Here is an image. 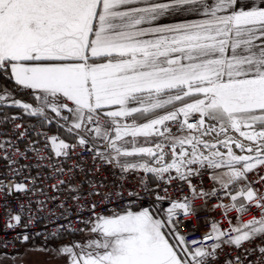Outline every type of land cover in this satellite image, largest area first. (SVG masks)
<instances>
[{
	"label": "snow or ice",
	"instance_id": "1",
	"mask_svg": "<svg viewBox=\"0 0 264 264\" xmlns=\"http://www.w3.org/2000/svg\"><path fill=\"white\" fill-rule=\"evenodd\" d=\"M0 75L30 90L35 101L16 99L5 87L0 108H20L39 118L41 128L55 121L65 137L40 131L30 139L17 123V140H29L26 147L0 141V159L7 166L0 174V195L23 197L14 210L5 204L3 228L25 229L12 241H0V247L33 239L26 230L58 199L39 187L52 179L54 192L62 194L67 186L78 211L92 214L82 222L99 237L52 249L48 240L65 229L56 225L38 250L66 254L67 264H217L224 245L243 249L244 255L226 256L222 264H264V176L248 179L264 167V0H0ZM171 123L187 134L174 135ZM230 130L243 139L228 135ZM213 132L224 139L203 138ZM233 145L246 154H236ZM84 152L92 153L93 165L99 159L101 166L119 167L122 175L143 171L167 185L183 181L189 195L173 199L167 188L165 195L154 193L142 178L145 194L156 197L152 205L168 201L166 209L138 206L141 194L129 192L125 208L98 213L87 197L110 201L112 194L102 191L103 180L88 178ZM67 160L74 162L65 168ZM44 169L51 171L45 175ZM202 169L211 170L218 187L205 191L193 184L194 177L204 175ZM65 172L67 179L57 178ZM78 176L84 178L73 183ZM210 197L217 199L213 207L228 228L209 220L201 239L187 240L181 217L195 215L200 208L194 201ZM252 208L259 216L245 221ZM233 211L236 224L229 215Z\"/></svg>",
	"mask_w": 264,
	"mask_h": 264
},
{
	"label": "built area",
	"instance_id": "2",
	"mask_svg": "<svg viewBox=\"0 0 264 264\" xmlns=\"http://www.w3.org/2000/svg\"><path fill=\"white\" fill-rule=\"evenodd\" d=\"M2 78H6L2 75H0V82ZM8 79V78H7ZM15 91H24L25 93H30V90L19 88L18 86H14ZM14 97L16 96L15 93H13ZM18 99L17 97H15ZM24 102H29L27 100L20 99ZM13 108H17L15 106H7L0 108V141H3L5 139H12L15 141L18 146L21 149H24L26 145L29 143V140H17V133L19 130L14 129V124H21L24 128L28 129L27 136L30 139H37V132L43 131L47 132L49 135H57L59 133V130L56 126V122L53 121L51 124H45L43 128H41L40 124L38 123L37 117H31L23 112L22 109L17 108V110H13ZM49 115L54 116V114L49 113ZM7 116L9 119L5 122L4 117ZM17 117L16 120H11V117ZM196 119H198V116L195 119H190V123H195ZM130 122V121H129ZM141 123V122H138ZM173 129L174 135H186L187 130H178L176 125L174 123H171L170 125ZM204 138V137H203ZM41 140V143H43V137H39ZM70 143H75V140L72 139ZM144 146H151V145H144ZM79 151V149H78ZM3 153L0 152V156H2ZM92 153L90 152H84L85 160L83 161L84 164H86L91 171L88 173V178L92 179L93 177L97 181L103 180V183L107 185V187L102 188V191L105 193H111V200H102V197L99 195L94 196H88L86 199L87 204H91L95 202L97 204L96 211L98 213H103L105 215L111 214L114 210L118 211L123 208H125L129 200L132 198L129 197V192H139L141 195L136 199L135 203L138 206H150L152 205V202L155 201L156 197L155 195H147L144 192V188L141 185V179L143 178L144 183L155 193L159 192L160 195H165L164 189L167 188V194L171 196L173 199H179L183 196L189 195V188L187 184H185L183 181L180 182H173L171 185L165 184L164 181L157 180L153 177V174L151 173H144L143 171H140L139 174L135 172H130L127 174H121V170L119 167H113L111 165L104 164L101 166V163L99 159L95 162V165H93V162L91 159H88ZM170 154L167 157V159L170 160ZM22 164L27 163V161L21 159L20 161ZM74 160H67L65 163L62 164L63 167L67 168L73 164ZM96 167H100L101 170L99 172L95 171ZM7 171L6 161L3 159H0V174L5 173ZM51 170L50 169H44L43 172L45 175H47ZM201 171L204 172L203 176L194 177L193 178V184L197 186V188H203L205 191H211L213 187H218L214 183V181L210 178V172L211 170H204ZM77 172H79V169H77ZM174 174V173H173ZM32 175H37L36 169L32 170ZM259 176H264V167L258 168L256 171L248 174V179L255 181L259 178ZM58 179H67L68 174L65 172L64 176L57 177ZM83 176H78L73 183L78 182L79 180L83 179ZM106 178V179H104ZM55 183V180L52 179H45L42 184L39 185V187H43L45 192H47L49 195H56L58 199L55 202H49L47 205V208L43 211H40L38 213L39 220L36 223H33L29 226V229L26 231L29 232L30 235H32L33 239L29 242H34L38 240H44V237L47 233L56 231V225H64L65 229L63 231H60L59 236L65 237L64 239L73 241V235L82 233L85 231L88 227L85 223L82 221H87L89 217L92 215L89 211L86 210H80L78 211L77 205L68 197V193L66 191L67 186H65V190L63 193L54 192L53 189H51L50 185ZM157 184H159V188H157ZM84 195H87V189L89 187L88 184H84ZM255 187H260V185H255ZM261 191H264V188H261ZM118 193H123L122 197H118ZM223 193L221 192V196ZM42 198V197H41ZM23 199L22 196L19 198L16 195H12L7 197V200L3 197V195H0V241H3L5 239L12 241L14 240L17 233H22L25 231V229L17 228L14 231L9 230L6 228H3V225L6 220L5 216V204H7L8 208L16 209L17 204L20 202V200ZM64 201V208L59 207L60 202ZM218 201L215 197L207 198L206 201L204 199H196L194 201V204L200 208L198 212H196L195 215H192L190 217H181L182 223L180 224V232L183 233H189L186 236V239L191 240H197L201 239L205 233H207L210 229V224L207 222L209 220H216L221 222V227L224 229L228 228V220L222 217L221 210L219 208H214L213 205L216 204ZM225 203H228L229 201L225 199ZM107 205V207H105ZM169 206L168 201L157 202L155 205H152L153 210L158 208L166 209ZM36 205L33 204V209L35 210ZM54 212V215H51L50 213ZM35 214V213H34ZM260 210L256 208H252L249 212L243 215V219L246 221L252 216H259ZM159 215H163V211L159 213ZM230 217H232V224H236V213L233 211L230 214ZM60 217V218H58ZM82 229V230H81ZM40 232L41 234L39 236H36L35 233ZM255 244H260L261 240L257 238L254 241ZM23 244L19 242V240H16L15 243H9L6 248L0 247V253L2 251L7 252H13L17 249H19ZM237 254L244 255L243 249L240 250H234V246L230 245H224L223 251L220 254V259L217 261V264H222L224 258L235 256Z\"/></svg>",
	"mask_w": 264,
	"mask_h": 264
},
{
	"label": "rangeland",
	"instance_id": "3",
	"mask_svg": "<svg viewBox=\"0 0 264 264\" xmlns=\"http://www.w3.org/2000/svg\"><path fill=\"white\" fill-rule=\"evenodd\" d=\"M228 135L233 136L234 138H237V139H243L239 137L238 133L231 131V130L229 131ZM208 136H204V139L209 140L211 142H215L217 139L219 140L224 139L223 135H219L216 137H214L213 135H208ZM220 146H222V148L224 147L222 144L217 145V147L221 151L223 152L227 151V149L225 148L222 149ZM234 148L235 146L233 145L234 152L238 154V152H236ZM241 154H246V153H241ZM135 210H138V208ZM98 238L99 237H97L95 234L90 233L87 228L82 233L73 235L72 242L61 237V238L48 240L47 246L49 248L55 249L58 245L71 244L73 242H79L81 244H86L89 240L98 239ZM43 247H45L44 240H39V242L37 241L33 244L25 243L19 249L13 252L2 251L0 253V264H67V261L64 258L66 254L57 255L55 251H39L38 250ZM5 253L7 254L6 257L4 255Z\"/></svg>",
	"mask_w": 264,
	"mask_h": 264
},
{
	"label": "crops",
	"instance_id": "4",
	"mask_svg": "<svg viewBox=\"0 0 264 264\" xmlns=\"http://www.w3.org/2000/svg\"><path fill=\"white\" fill-rule=\"evenodd\" d=\"M242 3H245V4H251V3H256V4H259L260 3V0H242ZM184 17H182L181 19H183ZM188 19H198L199 17L196 15V14H188L187 17ZM163 22L165 23H175V22H178L177 18H164ZM10 80V79H9ZM12 86H16L14 81L10 80ZM2 89V88H0ZM9 90H11L13 93L16 94L15 97H17L18 99H23V100H27V101H30L32 103H35V101L33 100L32 98V94L31 92L30 93H25L24 91H21L20 93L21 94H18V91H15V90H12L11 88H8ZM133 106H136V105H133ZM177 107L180 106L179 103H177L176 105ZM17 110V108H14L13 110ZM167 110H171V108L167 109ZM160 114H163V112H160ZM137 122H144L143 120H138ZM57 135H60L61 138H65L64 135H63V129H60L59 130V133ZM139 140L143 141L144 138H138ZM72 139H69L68 142H70ZM65 238L63 236H59L57 238Z\"/></svg>",
	"mask_w": 264,
	"mask_h": 264
},
{
	"label": "trees",
	"instance_id": "5",
	"mask_svg": "<svg viewBox=\"0 0 264 264\" xmlns=\"http://www.w3.org/2000/svg\"><path fill=\"white\" fill-rule=\"evenodd\" d=\"M11 88V89H14V87L12 86V84H11V82H10V80L9 79H7V78H2L1 79V82H0V88ZM21 91H18V94H21L20 93ZM12 109H14L13 107H11ZM35 242H37V241H34V242H28V243H31V244H33V243H35ZM38 242H39V240H38Z\"/></svg>",
	"mask_w": 264,
	"mask_h": 264
},
{
	"label": "bare ground",
	"instance_id": "6",
	"mask_svg": "<svg viewBox=\"0 0 264 264\" xmlns=\"http://www.w3.org/2000/svg\"><path fill=\"white\" fill-rule=\"evenodd\" d=\"M211 135H213L214 137L217 136V134L215 132H213ZM208 138H209V136H208ZM220 147L222 148V146H220ZM222 149H224V148H222ZM234 149L236 150V152H238L239 155L242 153L240 149H238V148H234ZM205 151H207V150H205Z\"/></svg>",
	"mask_w": 264,
	"mask_h": 264
}]
</instances>
